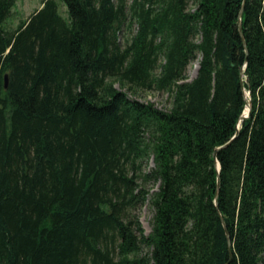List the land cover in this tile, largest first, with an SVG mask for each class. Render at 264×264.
<instances>
[{"label": "trees", "instance_id": "obj_1", "mask_svg": "<svg viewBox=\"0 0 264 264\" xmlns=\"http://www.w3.org/2000/svg\"><path fill=\"white\" fill-rule=\"evenodd\" d=\"M17 1L0 0V264H264V0H43L11 28Z\"/></svg>", "mask_w": 264, "mask_h": 264}, {"label": "rangeland", "instance_id": "obj_2", "mask_svg": "<svg viewBox=\"0 0 264 264\" xmlns=\"http://www.w3.org/2000/svg\"><path fill=\"white\" fill-rule=\"evenodd\" d=\"M43 0H18L16 2L15 7L13 8V12L11 17L8 20L9 27H16L23 19H26L33 13L35 10L42 6ZM132 1V0H129ZM137 30L136 24L132 26V28H127L124 35H121V40L125 43V40L129 38L131 35L135 34ZM200 59L198 56L195 60H193L188 65L187 74L190 80H193L197 74L200 67ZM160 71L159 69L157 70ZM119 87V86H118ZM131 97L137 98L143 102H152L160 109H170L172 107L171 95L165 91H139L137 94L129 93ZM153 163L150 162V166ZM150 188H153V185H149ZM137 216L139 217L145 232L148 234L152 230V223L154 218V209L151 207L148 202L146 205H138V209L135 211ZM148 250L144 249L141 253L142 255L147 254Z\"/></svg>", "mask_w": 264, "mask_h": 264}, {"label": "water", "instance_id": "obj_3", "mask_svg": "<svg viewBox=\"0 0 264 264\" xmlns=\"http://www.w3.org/2000/svg\"><path fill=\"white\" fill-rule=\"evenodd\" d=\"M241 15H242V11L240 12V16H241ZM240 19H241V18H240ZM239 25H240V30H241V20L239 21ZM243 38H244V37H243ZM242 72H243V70H242ZM7 78H8V77L6 76V78H5V80H6V84H7ZM246 95H247V96H250V93H246ZM246 108L248 109V111L246 112V109H245L244 113L242 114V116H241V118H240V121H242V120L248 118V117L251 115L252 103H251L250 100H248V103H247ZM239 128H240V127H239V125H238V129H239ZM236 135H237V134H236ZM220 167H221V165H220L219 161H217L218 172H220ZM217 196H218V195H216V199H215V201H216V205H217V202H218ZM227 236H228L229 244H230V246H231L230 233H229L228 230H227ZM230 255H231V257H230V260H231V259H232V253H230ZM227 264H228V263H227Z\"/></svg>", "mask_w": 264, "mask_h": 264}, {"label": "bare ground", "instance_id": "obj_4", "mask_svg": "<svg viewBox=\"0 0 264 264\" xmlns=\"http://www.w3.org/2000/svg\"><path fill=\"white\" fill-rule=\"evenodd\" d=\"M248 111V109L246 108V112Z\"/></svg>", "mask_w": 264, "mask_h": 264}]
</instances>
